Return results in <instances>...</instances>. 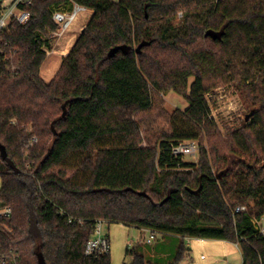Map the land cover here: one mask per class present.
Instances as JSON below:
<instances>
[{
  "label": "trees",
  "instance_id": "obj_1",
  "mask_svg": "<svg viewBox=\"0 0 264 264\" xmlns=\"http://www.w3.org/2000/svg\"><path fill=\"white\" fill-rule=\"evenodd\" d=\"M73 4L91 17L47 83L52 16ZM25 10L30 21L0 36V206L13 211L4 252L19 264H113L110 252L85 253L102 221L229 242L242 264H264V0H33ZM225 85L252 110L221 129L208 95ZM170 92L189 107L143 135L140 117ZM189 141L197 163L172 154ZM73 158L82 180L67 170ZM125 255L156 264L140 246ZM189 257L182 243L170 264Z\"/></svg>",
  "mask_w": 264,
  "mask_h": 264
},
{
  "label": "rangeland",
  "instance_id": "obj_2",
  "mask_svg": "<svg viewBox=\"0 0 264 264\" xmlns=\"http://www.w3.org/2000/svg\"><path fill=\"white\" fill-rule=\"evenodd\" d=\"M113 1L119 2L120 0ZM90 17V12L82 14L72 29H70L63 37L54 38L53 50L50 51L51 54L47 55V60L42 68V78L45 80V82L48 83L54 78L61 59L66 56L73 48L83 30L82 28L84 24L89 21ZM208 101L210 104L211 115L221 129L223 125H230L234 128L240 125L241 122L246 120L247 116L250 115L252 110L241 97L240 93L231 85H225L216 88V90L208 95ZM188 107V101L173 92L168 93L164 97L155 96L154 108L150 112L140 117L142 134L145 135L154 123L156 124L155 128L162 130L167 129L163 115H165L166 112L170 114L176 110L185 111ZM111 145L112 142L107 144V146ZM143 145L146 146V142H144ZM199 159L200 155L198 153L194 157H184L183 161L186 163H197ZM67 170L72 177L77 178V181L82 180V175L78 170L77 159L73 158L68 163ZM103 232L104 235L110 236V253L113 264L128 263L130 258L126 259V248H131L133 247L132 245H137L140 242H143L145 239H148L150 236L148 233L143 235L136 229H128L123 225L109 226L106 223L103 224ZM156 236L157 239L150 247H155L158 244H162V235ZM174 239L175 240H173L171 244L167 243L166 247L159 246L161 250H164L163 253L160 250L158 251L160 256L168 255L167 261L170 263L173 261L179 246L181 245L180 240H176V238ZM187 243L188 242H185V248L189 250L190 257L180 264H242V256L239 251L235 252L228 258H224L222 256L208 257L207 261H201V255L204 253L194 252L192 248L187 246Z\"/></svg>",
  "mask_w": 264,
  "mask_h": 264
},
{
  "label": "built area",
  "instance_id": "obj_3",
  "mask_svg": "<svg viewBox=\"0 0 264 264\" xmlns=\"http://www.w3.org/2000/svg\"><path fill=\"white\" fill-rule=\"evenodd\" d=\"M33 0H12L7 2L0 0V36L7 31L12 24L18 23L20 25L27 24L31 15L25 10V7L31 6ZM88 9L78 4H73L72 7L67 10L55 11L52 20L58 26V30L52 33V38L63 37L74 24L79 20L82 14L88 13ZM47 55L51 54L50 51L45 50ZM199 153V144L194 141L183 142L175 145L172 149V154L176 158L194 157ZM246 211V208H239L236 212ZM13 216V211L8 207L0 206V230L5 229L3 224L4 220H9ZM104 222L99 221L96 225L93 238L88 242L86 247V255L92 256L96 254H107L110 252V241L103 235L102 227ZM256 228L261 235L264 236V221H256ZM155 240V234L152 233L147 244H152ZM0 264H19L17 257L9 252L6 253L0 246Z\"/></svg>",
  "mask_w": 264,
  "mask_h": 264
},
{
  "label": "crops",
  "instance_id": "obj_4",
  "mask_svg": "<svg viewBox=\"0 0 264 264\" xmlns=\"http://www.w3.org/2000/svg\"><path fill=\"white\" fill-rule=\"evenodd\" d=\"M5 1L10 2L12 0H5ZM87 23L84 24L82 29H84V27L87 25ZM261 221H264V219H262ZM137 231H139L143 235L148 233L150 236L148 239H145L143 242H140L139 244L132 245V246L133 247L140 246V248H142L144 250V252L146 253L147 257L152 262H154L156 264H169L170 263L169 261H167L168 255L160 256L158 251L160 250L163 253L164 250H161L159 246L166 247L167 243L171 244L173 242V240H175L174 238H176V240H180V244H182V243L185 244V242H188L187 246L192 248L194 250V252L204 253L201 255V261H207L208 257L222 256L224 258L225 257L228 258V257L232 256V254H234L235 252H237V251L240 252V249L237 245L229 243V242L211 241V240H202V239H191V238L182 240L180 237H176V236H165V237H163L162 244H158L155 247H150L153 245L154 241L157 239L156 238L157 236L155 235V240L152 242V244L149 245V244H147V241L150 239L152 233L150 231H140V230H137ZM102 232H103V227H102ZM103 235H104V232H103ZM104 236L107 237L110 241V236H108V235L107 236L104 235ZM133 247H131V248H133ZM174 251H176V250H174ZM240 254H241V252H240ZM126 259H128V258L126 257ZM131 262H132V259H130L129 262L125 263V264H131Z\"/></svg>",
  "mask_w": 264,
  "mask_h": 264
},
{
  "label": "water",
  "instance_id": "obj_5",
  "mask_svg": "<svg viewBox=\"0 0 264 264\" xmlns=\"http://www.w3.org/2000/svg\"><path fill=\"white\" fill-rule=\"evenodd\" d=\"M207 38H212V39H217L218 34L213 32V31H209L206 33L205 35ZM228 170H225L221 173H219L216 177L217 180H220L225 174H227ZM40 264H44L42 261H40Z\"/></svg>",
  "mask_w": 264,
  "mask_h": 264
}]
</instances>
